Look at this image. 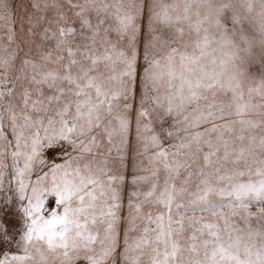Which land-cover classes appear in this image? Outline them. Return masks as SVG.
Masks as SVG:
<instances>
[{
    "label": "snow or ice",
    "instance_id": "obj_1",
    "mask_svg": "<svg viewBox=\"0 0 264 264\" xmlns=\"http://www.w3.org/2000/svg\"><path fill=\"white\" fill-rule=\"evenodd\" d=\"M0 264H264V0H0Z\"/></svg>",
    "mask_w": 264,
    "mask_h": 264
},
{
    "label": "rangeland",
    "instance_id": "obj_2",
    "mask_svg": "<svg viewBox=\"0 0 264 264\" xmlns=\"http://www.w3.org/2000/svg\"><path fill=\"white\" fill-rule=\"evenodd\" d=\"M23 14V9L21 8V9H19L18 11H17V15H22ZM255 210V209H254Z\"/></svg>",
    "mask_w": 264,
    "mask_h": 264
}]
</instances>
